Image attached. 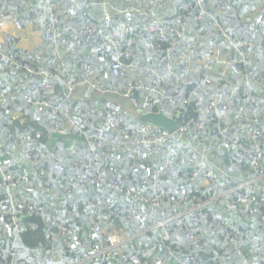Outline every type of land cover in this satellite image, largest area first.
Listing matches in <instances>:
<instances>
[{"label":"trees","instance_id":"16d2710c","mask_svg":"<svg viewBox=\"0 0 264 264\" xmlns=\"http://www.w3.org/2000/svg\"><path fill=\"white\" fill-rule=\"evenodd\" d=\"M202 2L206 12L198 11L197 0H57L54 13L59 17V30L55 40L48 31L53 12L45 0H0V17L2 11H9L24 21L32 22L35 6H41L36 20L44 38L43 47L35 50L39 57L35 51L13 47L0 46V50L21 63L38 70L49 67L76 82L84 80L91 65L93 81L115 90L124 87L126 91L129 82L149 87L157 77L161 91H178L182 100L176 104L162 98L165 106L158 104L151 109L162 108L170 113L177 108L187 128L166 139L165 145L172 152L148 153L144 145L137 143L143 132L138 112L120 103L114 94L102 97L120 105V112L110 117L111 126L100 116L103 103L97 100L76 102L73 97L67 115H55L50 108L40 112L34 104L36 99L51 97L57 103L67 95L62 80L52 79V89L44 93L37 87L43 75H33L9 62L7 68L0 67V166L18 182L13 193L20 204L28 200L48 206L42 214V230L35 222L24 220L18 233L9 218L6 189L0 187V206L6 213V220L0 221V264L15 254L19 264H70L78 251L92 244L94 238L89 239V235L101 233L102 227L116 230L123 239L105 257L104 264H183L190 258L201 264H264V178L257 180L258 189L242 190L243 198L223 195L227 187L239 185L238 179H255L264 174V139L259 141L262 151L256 169L246 155L237 156L233 149L224 151V156L208 155L210 162L199 160L196 164L189 163L187 154V146L201 144L204 134L206 143L217 144L221 140L220 125L228 128L229 135L243 136L241 139L250 147L247 132L257 125L264 129V0ZM71 11L75 14L71 15ZM198 13L202 15L197 17ZM158 19L172 20L167 28L168 41L147 29ZM127 27L140 30L135 35L116 37L122 44L132 38L133 55L124 56L129 66L127 78L115 77L111 65L116 58L104 32L108 30L111 36L113 31ZM83 30L86 34L81 33ZM78 38H82L80 43ZM225 38H238L242 54ZM174 41L177 44L169 49ZM44 47H48L47 52L51 50V55H45ZM183 51L190 54L188 61L182 57ZM217 55L237 63L227 68L215 65L212 60ZM165 64L178 76L177 82L159 78ZM242 71L252 85L248 92H243ZM84 87L87 92L94 91L89 84ZM131 93L139 100L147 96L141 88ZM231 98L234 102L223 109ZM251 98L255 100L253 104ZM213 100L215 113H210L206 109ZM206 116L213 119L205 120ZM220 117L226 122H221ZM200 119L205 121L204 130L197 128ZM239 120L242 127L238 126ZM25 139L35 153L32 158L24 155ZM94 152L102 160L99 174L106 180L122 176V190L104 182L74 186ZM231 156L239 165L233 177L223 173ZM169 159L173 163H168ZM199 165L212 173L210 180L194 175ZM102 192L109 199L101 198ZM146 198L157 199L159 205L153 207ZM179 199L185 203L177 205L175 201ZM120 205L152 213L151 220L114 214ZM106 212L113 214L112 223ZM192 212H197V218H192ZM168 220V224L158 225ZM71 222V238L65 242L55 230ZM73 241L79 245L75 247ZM33 252L38 253L37 258ZM131 256L139 262L134 263Z\"/></svg>","mask_w":264,"mask_h":264},{"label":"built area","instance_id":"2783aa9c","mask_svg":"<svg viewBox=\"0 0 264 264\" xmlns=\"http://www.w3.org/2000/svg\"><path fill=\"white\" fill-rule=\"evenodd\" d=\"M69 1V0H66ZM219 1H229V0H219ZM49 10H51L52 13V20L48 24V31L54 34L53 39H58L57 32L59 30L58 22L59 17L54 13L56 12V4L57 0H45ZM195 7L198 9V11H205V4L202 2V0H197V4ZM222 8H224V5H221ZM202 14L198 13L197 17H200ZM25 24L30 25L31 21L29 19L25 20ZM172 25V20H165V19H158L154 23H152L150 26H148V31L156 33L160 40H169V35L167 33V28ZM184 24H181V27L183 28ZM139 28L135 27H127L122 30H115L113 31L112 35L110 36V33L108 30L104 32L105 36L107 38V44L111 48V53L115 56L116 60L111 65V71L115 77H121V78H127L128 72H129V66L124 61V56H130L133 55L132 49L130 48V44L132 42V38H127L126 41L122 44L119 42L121 35L129 34V35H135ZM82 34H86L85 30L81 32ZM223 33V32H222ZM82 38H78V42H81ZM229 39V42H231V45L235 47L237 50H239L242 54V51L240 49V43L238 38H225ZM179 40V39H177ZM178 41H174L173 46L169 49L174 48V46L177 44ZM189 47L194 48V44L189 43ZM38 51V50H37ZM35 51L36 57L40 56V53ZM182 57L188 61L190 54L188 55L185 51L181 53ZM16 64L20 68H24L28 72L32 73L33 75L40 76L43 75L42 82L37 86L40 88L42 92L45 93V91H49L52 89V79L55 77H58L62 80L64 85L67 88V95L59 99L57 103L54 102V98H40L36 99L34 104L37 106V109L40 110V112H44L46 108H50L53 112V114L58 115H67L69 112V103L71 99L74 97L76 89L78 86H82L84 84H89L91 87L98 90L102 95H106L112 92H120L121 95L126 96L132 107L137 110L138 112H146V111H154L151 109L152 107L158 106V104H161L165 106V102L162 101V98L167 101V99H172L176 104H179L182 100L181 93L176 91L175 93H167L165 91H161L159 89V81L156 77L154 81L152 82L153 85L149 87H144L141 83H138L137 85L133 82L128 83V88L126 91L121 92L115 89L111 88H105L102 87L99 83L93 81L92 79V66L89 65L86 70L85 78L81 82H76L68 77H65L64 75H58L55 73L51 68L47 67L43 70H38L34 68V66L29 65L27 63H21L19 62L15 57H13L12 54H7L0 50V67L1 68H7V63ZM63 60L59 58V63L63 65ZM212 62L215 65L222 66L224 68H227V66H231L233 64H236L237 62L231 59H227L224 56L217 55L213 58ZM150 71V70H149ZM148 71V73H149ZM172 71V72H171ZM159 78H163L165 81L168 82H177L178 76L173 72V70L170 69L168 64H165L162 71L158 74ZM241 75L244 77L242 83H243V92H248L252 88V85L248 79V77L245 75V73L242 71ZM18 81H23L22 77H18ZM141 88L146 92V97L143 100H139L135 96L132 95L131 91ZM222 90V89H221ZM44 93L42 95H44ZM223 93H225L223 91ZM102 108L100 109V116L106 120L109 126H111L110 123V117L117 115L120 112V105L112 100H107L106 98H103ZM163 102V103H161ZM234 102V99L231 98L228 100L226 104L223 105V109H228L230 105ZM250 102L253 104L255 100L250 99ZM254 107V106H253ZM264 107V105L262 106ZM164 111L169 116H176L179 115L180 122L179 127L174 132H168L166 130H162L158 127H153L152 129L147 124H144L139 121L140 128L142 129V134L139 140L137 141L138 144H142L145 146V149L148 153H156L161 152L162 150H170L172 152V148L167 147L165 145L166 139L174 134H177L179 132H184L187 128L181 119V112L178 111L177 108L174 109L172 112H166L164 109H159ZM158 110V111H159ZM210 113H215V103L214 100L211 102V104L207 107V109ZM254 112L256 111V108L253 109ZM174 112V113H173ZM205 120L213 119V116L211 117H203ZM219 120L221 122H226L225 118L220 117ZM73 126L75 125V122L73 120L70 121ZM243 122L241 120L238 121V126H243ZM205 121L203 119H200L197 123L198 130H204ZM77 127V126H76ZM263 128L260 125L255 126L254 129H251L247 132L248 135L251 137L252 146H249V143L244 139H241L239 134H231L228 133L227 127H221L219 129V135L221 140L215 144L211 145L206 143V135L204 134V137L202 138V143L199 145L194 146H187L188 152L187 154L190 155L189 157V163L196 164L199 160H206L209 161L208 155H220L224 156L226 153L224 151H227V149H233L235 151V155L242 156L246 155L250 159V164L253 168L256 169L258 167L257 161L261 156V147L259 146V141H263L264 139V132ZM63 133V131H61ZM210 134V133H209ZM245 137V136H244ZM118 141V140H116ZM264 142V141H263ZM31 144L25 139L24 144V155L27 158H32L35 156V153L30 149ZM184 148V147H183ZM177 150V149H176ZM199 158V159H198ZM173 163L170 159L168 160V163ZM229 166L225 167V172H223L227 176H232L231 174L238 170L239 165L237 164V161L233 159L231 156L229 160ZM16 161L12 163V165H15ZM102 166V160L99 159V153L94 152L92 154V157L90 160H88V163L86 164V168L84 171L79 175V180H76L74 183L75 187H79L82 185H93L97 183H106L108 187L115 189V190H122L123 189V177L120 175H117L113 177L111 180H106L103 176L99 174V169ZM205 166V165H203ZM201 165L198 166L197 170H195L194 175L201 174L205 179H211L212 173L209 171H206V167H203ZM0 172L2 173V179L0 180V187H3L6 189L7 196H8V205H9V215L11 219V224L13 227L17 230L18 233L21 232V218L23 216L27 215H36L43 218L42 214L47 211L48 206L39 204L37 202L28 201V200H22V203L20 204L19 199L14 195L13 189L18 186V182L15 180L14 176L11 172H9L6 168H3L0 166ZM257 177L255 179H248V180H239V185L233 186V187H227L226 193L223 195L232 194L236 197L243 198V192L242 190H245L246 192L252 190V189H258L260 186L256 183L257 180H262L264 178V174L256 175ZM214 177V173H213ZM233 177V176H232ZM101 198L109 199V195L102 192L100 194ZM147 203H151L153 207L159 205V201L157 199H154L153 201H150L146 198ZM177 205H183L185 203L184 199H179L175 201ZM114 214L122 215L123 218H136L137 220L142 219L145 221L151 220L152 213H143L139 211L136 207L132 205H120L117 206L114 209ZM105 215L110 218V222L114 221V218H112L113 214L110 215V213L106 212ZM192 218H197V212H192ZM169 220L166 222H159L158 225H164L168 224ZM73 228V223H69L63 228L60 229L61 238L63 241H68L71 238V231ZM1 234V233H0ZM167 239L170 238V235L168 232H166ZM194 237V236H191ZM94 238V239H93ZM195 238V237H194ZM92 244L88 246V248H85L84 250L78 251V253L75 255L74 260L70 264H104L105 263V257L113 251L114 248H117L120 244H122L123 239H121V236L119 233H117L116 230H109L104 231L99 234H95L92 236ZM46 251V249H45ZM18 254L12 255L11 259L6 260L3 264H19L15 261V256ZM32 256L34 258L38 257V253L33 252ZM127 256L124 255L123 258H126ZM134 263L139 262V259L136 256H131L130 258ZM192 260H184L183 264H201L200 262L194 260L195 258H190Z\"/></svg>","mask_w":264,"mask_h":264},{"label":"crops","instance_id":"0c3cea01","mask_svg":"<svg viewBox=\"0 0 264 264\" xmlns=\"http://www.w3.org/2000/svg\"><path fill=\"white\" fill-rule=\"evenodd\" d=\"M35 11V18L34 20L31 22L30 25L25 24V21L23 20V18L15 15V14H11V12L7 11H2L1 15L2 17H0V19H6V26L8 23V29L10 31H8V33H2L0 32V46L5 47L6 49L9 47H13V48H17V49H22V50H26L27 52H33L35 49H37L39 46H42V44L44 43V38H43V30L41 29V27L39 26V21H37V16H38V11L39 13L41 12V6H35L34 8ZM75 14L74 12L71 11V15ZM66 20L71 19L70 17H65ZM43 47V46H42ZM45 49V55H51V50L49 52H47L49 49L48 47H44ZM74 68V67H73ZM75 72L79 73V70L75 69ZM82 87V88H81ZM80 88H78L75 92L74 95V100L76 102H85L86 100H89L91 102H95L97 101H102V97H104V95H102L98 90H96L95 88H93L94 91H90L87 92L88 90L86 89V87L83 88V85ZM124 87H121L119 89H117L118 91L124 92L122 89ZM114 94L113 96L118 99V101L120 103H124L126 104L125 106H132L129 99L126 96H123L120 94V92H112L109 93ZM108 98H111L113 96H109L107 95ZM133 108V107H131ZM135 111V109H134ZM137 111V110H136ZM138 112V111H137ZM140 112H138L137 114L139 115ZM27 198V197H24ZM108 227H102L100 229L101 232L107 231ZM58 231V235L60 234V229L57 230ZM94 235V234H93ZM77 241V239L75 240ZM72 245H74L76 247V242H72ZM81 245V244H80ZM3 254V252L0 253V256Z\"/></svg>","mask_w":264,"mask_h":264},{"label":"water","instance_id":"95a60500","mask_svg":"<svg viewBox=\"0 0 264 264\" xmlns=\"http://www.w3.org/2000/svg\"><path fill=\"white\" fill-rule=\"evenodd\" d=\"M138 120L144 124H147L152 127H158L162 130H166L168 132H174L179 127L180 117L169 116L164 111H146L141 112L138 115ZM22 221L30 220L37 224V228L42 230L44 226V220L40 216H36L34 214L23 216L21 218Z\"/></svg>","mask_w":264,"mask_h":264},{"label":"rangeland","instance_id":"374dc122","mask_svg":"<svg viewBox=\"0 0 264 264\" xmlns=\"http://www.w3.org/2000/svg\"><path fill=\"white\" fill-rule=\"evenodd\" d=\"M6 19H0V32H2V33H8V31H10L7 27H8V23H7V26H6ZM36 50V49H35ZM34 50V51H35ZM4 209V208H3ZM0 212H2V214L0 215V221H2V220H6V217H4V216H6V213H5V210H2V206H0ZM97 228V227H96ZM55 232H56V236L58 237V231L57 230H55ZM95 233V232H94ZM94 233H91V235H89V239L90 238H92V236H93V234Z\"/></svg>","mask_w":264,"mask_h":264}]
</instances>
